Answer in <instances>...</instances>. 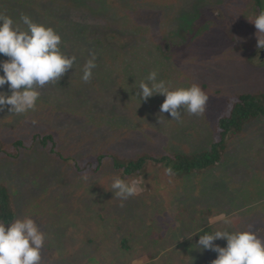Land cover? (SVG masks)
I'll return each instance as SVG.
<instances>
[{"label": "rangeland", "instance_id": "rangeland-1", "mask_svg": "<svg viewBox=\"0 0 264 264\" xmlns=\"http://www.w3.org/2000/svg\"><path fill=\"white\" fill-rule=\"evenodd\" d=\"M261 1L0 0V14L52 27L62 52L76 57L40 89L34 109L0 112V187L10 190L17 218H33L46 233L42 264H212L217 253L195 245L202 230L264 238L262 118L228 136L221 160L204 170L169 174L148 158L126 172L140 156L210 151L231 102L264 94L263 49L249 21L264 11ZM153 71L171 90L199 85L209 97L204 113L176 120L160 112L163 95L142 102L139 85ZM0 91L10 94L7 84ZM17 140L28 149L23 158L12 155H21ZM117 177L136 194L115 196Z\"/></svg>", "mask_w": 264, "mask_h": 264}, {"label": "clouds", "instance_id": "clouds-1", "mask_svg": "<svg viewBox=\"0 0 264 264\" xmlns=\"http://www.w3.org/2000/svg\"><path fill=\"white\" fill-rule=\"evenodd\" d=\"M257 29L258 48L264 49V11L249 19ZM21 23L26 29L21 28ZM62 37L52 28L21 15L20 23L0 14V89L6 84L8 92L0 91V112L7 107L10 113L24 114L36 107L40 89L48 83L59 81L73 68L76 57H69L61 50ZM95 56L82 69V80L88 82L95 69ZM146 102L159 94L166 97L160 112L179 120L182 111L202 115L208 95L199 85L171 90L164 80L151 72L147 82H141L137 93ZM171 174V169L166 170ZM85 180L87 176L83 177ZM111 189L115 196L126 200L136 194V186L125 179L114 178ZM230 223V221H225ZM226 240L225 246L215 243ZM47 235L31 217L0 222V264H42V249ZM200 251L217 253L212 264H264V238L251 229L242 231L216 230L199 235L195 244Z\"/></svg>", "mask_w": 264, "mask_h": 264}, {"label": "trees", "instance_id": "trees-1", "mask_svg": "<svg viewBox=\"0 0 264 264\" xmlns=\"http://www.w3.org/2000/svg\"><path fill=\"white\" fill-rule=\"evenodd\" d=\"M257 6L262 8V1L256 0ZM262 118L264 120V94H243L239 97H236L233 102H231L229 109L226 114L219 120V138L213 144L210 151H204L197 153L192 157H177L175 159L169 156H160L156 158H150L146 156H140L135 160H130L126 165L127 174H133L140 170L143 167V164L146 160L152 159L159 163L165 164L168 169H171L172 172L178 173L182 172H192L195 170H204L210 166L216 165L221 158L226 149V138L231 135H236L240 133L244 127L251 121ZM38 134L35 135L33 139L37 140ZM44 141L53 140L52 135H44ZM40 137V136H38ZM13 148L21 150V155L14 152L13 157L23 158L24 152L28 150L24 147V144L21 140H17L12 145ZM54 151L56 152L57 150ZM60 154V153H59ZM0 155H2V148L0 147ZM103 158L102 156L99 159ZM18 206L16 202L12 199V194L7 187H0V222L9 223L17 219ZM208 232H213L210 228H206L197 234L203 235Z\"/></svg>", "mask_w": 264, "mask_h": 264}, {"label": "flooded vegetation", "instance_id": "flooded-vegetation-1", "mask_svg": "<svg viewBox=\"0 0 264 264\" xmlns=\"http://www.w3.org/2000/svg\"><path fill=\"white\" fill-rule=\"evenodd\" d=\"M264 50V49H263ZM261 51V58L264 59V51Z\"/></svg>", "mask_w": 264, "mask_h": 264}]
</instances>
